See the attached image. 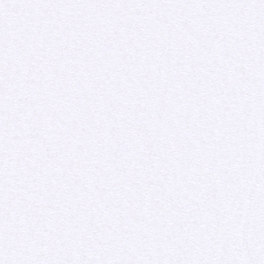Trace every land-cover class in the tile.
<instances>
[{"label": "snow or ice", "instance_id": "1", "mask_svg": "<svg viewBox=\"0 0 264 264\" xmlns=\"http://www.w3.org/2000/svg\"><path fill=\"white\" fill-rule=\"evenodd\" d=\"M0 264H264V0H0Z\"/></svg>", "mask_w": 264, "mask_h": 264}]
</instances>
